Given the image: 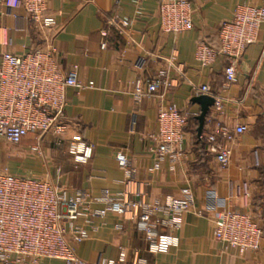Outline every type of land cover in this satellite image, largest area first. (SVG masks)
I'll return each mask as SVG.
<instances>
[{"label": "crops", "instance_id": "1", "mask_svg": "<svg viewBox=\"0 0 264 264\" xmlns=\"http://www.w3.org/2000/svg\"><path fill=\"white\" fill-rule=\"evenodd\" d=\"M189 1L192 28L174 35L159 28L157 0H47V12L55 19L48 31L35 26L17 1L0 0V59L5 52L20 54L44 46V33H49L61 69L76 65L77 79L93 85L80 91L66 89L61 135L29 134L15 145L26 167L15 175L45 179L70 192L83 190L90 197L105 189L119 194L132 187L140 188L145 200L163 201L178 196L182 187L192 190L193 208L183 213L179 228L167 231L178 238L176 246L166 253L148 252L139 220L109 212L85 226L88 238L73 243L76 255L89 263L117 259L125 252L123 264H264V242L255 251L223 250L214 237V220L224 210L247 213L257 221L264 210V24L256 40L243 49L235 80L229 84L224 82L223 58L207 66L195 58L200 40L218 45L221 24L232 19L239 5H260L264 0ZM113 16L128 19L130 25L119 31L109 23ZM160 69H166L171 84L136 102L132 95L136 81L149 83ZM201 85L221 101L219 109L215 105L209 109L202 141L189 119L180 160L172 169L165 160L160 169L151 170L158 109L174 103L197 115L200 107L192 98L202 94L197 91ZM220 124L248 127L227 144L231 157L225 168L219 167L207 141ZM72 140L93 147L85 164L75 163L67 153ZM222 140L216 136L217 142ZM0 143L7 145L2 138ZM33 146L40 154L32 151ZM118 153L128 157L135 170L132 178L118 166ZM42 264L64 263L45 259Z\"/></svg>", "mask_w": 264, "mask_h": 264}, {"label": "built area", "instance_id": "2", "mask_svg": "<svg viewBox=\"0 0 264 264\" xmlns=\"http://www.w3.org/2000/svg\"><path fill=\"white\" fill-rule=\"evenodd\" d=\"M21 5L29 20L48 31L55 26V19L47 12V0H15ZM139 3L141 0H134ZM158 25L162 32L178 35L192 28L193 6L189 0H157ZM109 23L119 31L130 25L128 19L111 17ZM264 24V3L239 5L231 20L221 24L218 45L211 46L200 40L195 47V58L202 65L212 64L223 58L225 84L235 80L236 63L246 45L256 40L260 26ZM44 33L45 45L28 49L20 54L5 52L0 59V138L17 145L29 134L38 138L51 133L61 135L65 125L61 122L66 104L65 91L91 88L77 79V66L63 71L57 61V47ZM105 43L101 44V48ZM166 69H160L149 83L136 81L132 95L136 102L152 96L164 85L169 86ZM197 91L209 94L207 85ZM211 96V95H210ZM215 98V97H214ZM219 109L221 101L215 99ZM195 113L181 110L176 104L160 106L157 113V131L154 161L151 170L160 169L165 160L170 168L183 155L186 139L185 128ZM245 124L234 128L218 125L209 135V151L221 168L228 166L231 150L227 145L236 136L246 132ZM223 139L216 141V136ZM33 152L40 154L38 146ZM67 153L75 163L85 164L93 154V147L82 141L72 140ZM118 166L127 178L134 176L128 157L116 156ZM94 203L101 207H93ZM194 197L189 186L182 187L176 197L148 201L140 188H128L125 192L112 194L107 189L100 196L90 197L83 190L70 192L68 188H56L48 180L19 176L0 169V264H42L45 259L60 260L64 264H123L126 253L117 259L99 258L89 263L79 258L73 243L88 238L85 226L94 219H103L111 212L124 218L137 219L143 231L146 250L150 253H166L178 244V238L170 232L179 228L184 212L193 208ZM95 228V226H93ZM116 224L115 229H120ZM214 237L223 250L237 248L241 251L259 250L264 242V210L261 220L249 214L224 210L214 220Z\"/></svg>", "mask_w": 264, "mask_h": 264}, {"label": "rangeland", "instance_id": "3", "mask_svg": "<svg viewBox=\"0 0 264 264\" xmlns=\"http://www.w3.org/2000/svg\"><path fill=\"white\" fill-rule=\"evenodd\" d=\"M15 147V145L10 143H7L5 146L0 143V169H7L13 173L26 169V167L21 165L20 155L16 153Z\"/></svg>", "mask_w": 264, "mask_h": 264}, {"label": "water", "instance_id": "4", "mask_svg": "<svg viewBox=\"0 0 264 264\" xmlns=\"http://www.w3.org/2000/svg\"><path fill=\"white\" fill-rule=\"evenodd\" d=\"M192 101L197 103L200 107L199 113L196 115L195 118L197 121L196 134L198 138H201L205 118L209 112L210 107L214 105L215 98L210 95L200 94L194 96L192 98Z\"/></svg>", "mask_w": 264, "mask_h": 264}, {"label": "trees", "instance_id": "5", "mask_svg": "<svg viewBox=\"0 0 264 264\" xmlns=\"http://www.w3.org/2000/svg\"><path fill=\"white\" fill-rule=\"evenodd\" d=\"M195 117H196V116H193V117L190 118V119H192V120L194 121V134H195L196 138H197L199 141H202L201 138H198V137H197V134H196L197 121H196V118H195Z\"/></svg>", "mask_w": 264, "mask_h": 264}]
</instances>
